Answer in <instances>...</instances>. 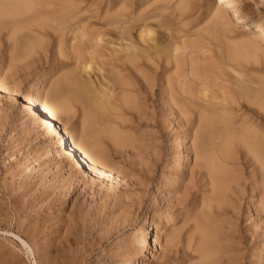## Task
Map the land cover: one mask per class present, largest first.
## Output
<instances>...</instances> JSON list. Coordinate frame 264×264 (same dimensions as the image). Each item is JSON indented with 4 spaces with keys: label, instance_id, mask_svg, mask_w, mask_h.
I'll return each mask as SVG.
<instances>
[{
    "label": "bare ground",
    "instance_id": "obj_1",
    "mask_svg": "<svg viewBox=\"0 0 264 264\" xmlns=\"http://www.w3.org/2000/svg\"><path fill=\"white\" fill-rule=\"evenodd\" d=\"M56 1L0 0V2H2L0 5V14H5L2 13V11H6L8 12L7 14L11 15H17L20 12L33 13L34 16L26 20L23 26L28 29L33 26L34 29L31 28L35 35L33 39H36L34 42L38 45L43 44L41 36L54 37L56 40L55 45H60L65 37V32L70 28V38L71 40L75 39L77 44L73 42L67 43L65 41L69 49L71 52H75V49L78 51L80 45L84 42V45H86L85 48H87L85 52L88 51L89 54V64L88 62L86 64V59L85 61L83 59L82 62L84 65L82 63L81 66L85 71L89 67L94 70V73L96 72V74H98V76H94V79L90 77V74L89 78L81 79L78 76L79 74L77 75L76 71H74L77 70L74 69L76 68L75 66L71 70L61 72L60 76L53 80L51 84L48 85L49 87L47 86L44 97L38 96L32 84H29L25 89L22 95L24 109L26 110L24 124L28 126V131H35L31 140L33 141L32 143L41 150V156L50 157L55 167H58L59 170L67 171V176L62 175L59 178L62 184L65 182L67 185L66 191L73 186V179H75L74 181L82 180V183L85 185L93 184L95 181L101 183L103 181L102 179H106L110 185L118 184L122 181L123 174L119 173L118 170L116 171L108 167V164H105V162H108L107 157L109 156L106 154L108 153V149L106 152L104 150L106 148L105 146H107L106 144H109L108 147L110 146L109 148L113 152H120V154L124 152L126 156L132 154L146 155V152H148L153 145L151 144V146L149 144L150 140L145 146L150 145L151 147L149 149H147L148 147L145 148V152L140 150L141 148L138 143H140L139 139L143 141V137H139V139L136 138L142 134L141 132L138 136L137 134L139 132L135 134L137 128H142V126L146 127L151 124L152 118L156 113L162 115L163 121L167 124L172 122V119H177L176 125L182 127L184 132L179 140L181 149L175 161L170 164L171 166L169 165L173 169L174 174L168 180V188L170 191H167H169V193L171 192L170 194H172V196H170L169 193L168 196H160L158 191L159 187L157 185L155 186L156 191L154 193V198L155 200L159 199L158 201L163 202L167 214L163 217L164 214L159 213L152 221H156L153 225L154 231L152 239L150 236H147L149 231H143L144 229L141 230L140 237L143 239L139 257L145 255L147 243L150 244L151 240L154 247L159 245L158 249H164V251L168 253L173 252L178 244L189 249L195 254L194 256L196 258L191 264H243V258L236 256V252L238 251L235 249L243 241L245 247L251 249V244L254 243H251V240L254 241L256 239V241H261L264 235V119H258L255 115V117L251 116L248 118L247 115L243 114L244 112L238 113L241 109H246L245 105L247 104L243 105L241 100H238L240 97L234 95L232 88L229 87L227 83V81L230 83L232 81L223 78L221 82L217 80L215 76L216 79L214 80V77L211 78L212 75L210 76L211 80H209V77L201 71L198 53H194L192 49L186 50L187 46L191 48V43H193L192 41L191 43H187L189 42L187 41L188 37L184 39L182 33V35H180L181 37H178L179 35L174 36L173 33L171 34L172 31H169V33L167 32L168 34L166 36H162V33L165 31L160 34L156 33L155 27L153 28L154 24L152 26L147 20L156 18L153 19V21L155 20L160 27H165L162 20L159 22L158 19L161 14L159 13V16V14L153 10L149 9V11H143L141 8L145 3L146 5L147 2L150 4L153 0H146L139 5H134V8H132L133 6L131 4L119 1L117 5L115 4V7L112 6L108 8H114L112 12L105 10L102 15L95 16L93 13H89V16L84 17L80 16V8L75 9V7H77L75 4L68 3L70 0H66L67 2L61 1L59 5H57L58 3ZM179 1L180 0H178V2ZM186 1H184V3ZM176 4L177 3H175V5ZM187 5L189 6V4ZM187 5L186 3L183 4L186 8ZM183 6H181V8H179L180 6L178 5L176 6L177 8L174 6L175 8L173 10H180ZM164 9L167 10V8ZM209 9L211 8H208V11H210ZM183 11L185 10L183 9ZM178 12L181 13V10ZM170 13L171 12H169V15ZM173 13L175 16V12ZM180 15L178 13V16ZM208 17L207 25L210 24L209 26H212L210 27L212 29H214L213 27L215 26L217 27L214 31L212 30L213 32H216L215 30L218 29L219 31L217 32L221 31L226 33L228 31L227 33H232L234 28H238L235 26L237 23L247 27V32L244 36L237 37L239 38L237 40L233 37L234 41H231L232 44L230 42L227 43L225 40L227 43L226 49L227 47H231V49H225L226 52L224 51L225 55L228 51L227 58H225L227 62L223 63L222 61H224V59L221 60L225 69V64H232L233 66H229L232 69L234 66L239 67L237 64L241 61H251L255 63V65L260 64L264 67L263 22L247 19L232 0L214 1V5ZM93 18L101 20L102 23L100 25L103 26V28L99 27L97 23H93L95 21H93ZM135 24V34L133 35L132 26H135ZM11 28L14 31L19 28V24L12 25ZM106 32L109 34L113 33L114 39L112 40L111 37L107 38L109 34H106ZM104 35L106 36L104 38L106 40H103ZM218 39L220 40V38ZM103 41L106 45L107 43L112 44V46L109 45L110 48L107 52L103 51L106 47H102L103 43L101 42ZM220 44H222V42ZM2 54L0 56V73L6 74L7 78H12L13 75L11 70L13 68L10 67H13L11 64H15L13 61L18 60L16 48L8 53L7 60H10L7 63L6 58L3 57ZM219 61H217V63H219ZM95 62L96 65L94 66L93 64ZM78 63H80L79 60ZM169 64L170 66H168ZM5 65L9 67L7 68L6 66L7 72H5ZM219 65L216 64L217 71L223 74V67L220 63ZM235 67L233 70H235ZM262 69L264 70V68ZM92 70L90 71L92 72ZM82 74L86 75L85 73ZM238 74L242 77V73ZM234 75L236 76V74ZM2 76L3 75L0 76V94H4L6 98H14L15 93L12 85H7L4 80L6 79L4 78L5 76ZM224 76H227V74H224ZM218 77V79H221L220 76ZM239 80H236L238 83L235 81L237 84L236 86H239V89L243 91L244 88L246 89L245 84H241V82L239 84ZM235 82L232 83L235 84ZM262 82H264V80ZM12 84L14 86V82H12ZM256 96L264 98V87L262 90L258 91ZM246 100L247 99H245V101ZM260 106H258L259 109ZM261 109L258 110V112L261 111ZM75 112L77 113L75 114ZM74 115H77L81 119L80 122L84 125L89 123L88 125L90 127L88 129V126H86L85 130L88 129L89 131L87 130V132H85L84 125H80L82 129H80L75 139H73V135L75 134V130H77L75 129L76 127L74 128L71 125L67 132H65L59 126L61 120L64 123H68L73 120L72 117ZM170 116H172L171 120ZM148 119L150 121H148ZM35 124H37V129H35ZM189 129L194 131V137L191 141ZM135 138L138 139V143H134L136 140ZM104 139L106 140L105 142L103 141ZM103 142L107 143L104 144ZM135 142H137V140ZM142 146L143 145H141V147ZM56 147L59 148L55 149ZM189 148L192 149L194 165L189 169L190 171L187 169L190 174L188 181L192 182L191 179L195 177L193 174L196 172L195 175L198 174L199 179L203 178L202 180L204 181L201 190L195 186L196 184L193 185L191 182L190 185H185V181L183 183L185 186H180L181 182H177L179 175L183 171V162L185 156L188 155L187 149ZM53 150L58 152V158L54 157ZM39 157L40 155L36 154L34 159L27 163L25 171L27 169L33 170L36 168L35 164L32 162L38 160ZM238 158H244L242 159L245 160L243 161V165L245 163L247 164L250 191L252 192L249 198L250 202L254 193L253 190H257L259 197L254 199V202H256L255 213L257 217V211H261V214L256 218V223L262 222V224L258 225L253 224V222L247 220L251 215H247L246 223H248V225L244 227L245 229L243 231L239 230L237 226V222L242 216L243 206L238 202L241 191L236 188L238 186L234 181L238 179L236 176L240 173L237 174L239 168L236 170V167L235 169L233 167L235 162L231 164V160L235 161ZM27 159L28 158H26V160ZM168 164L169 162L166 160L160 172H165ZM78 166H84L82 168L83 170ZM85 170H88V173L91 174L90 177H88L89 179L86 178L87 175L85 176ZM73 176H75V178H73ZM164 176L165 175H162L163 178ZM231 183H235V187H232L230 185ZM59 184L55 187L58 188ZM197 193L199 195H197ZM242 193H244L243 190ZM136 197L138 196L136 195ZM138 199L136 198L135 201L139 203ZM131 201L132 197L130 202ZM125 203L128 204L127 200ZM176 205L179 208H184L180 211V214H182L181 224H179V226L174 224L167 225L169 213ZM247 205H249L248 202ZM126 206L129 208L131 204L125 205V207ZM123 207H121L123 210V221H127L128 218L132 217V214L128 209L124 211ZM246 212L248 214L249 209ZM145 220H149V216H146ZM162 226L165 227L163 231L160 230ZM151 230L152 229H150V231ZM48 232L52 233L50 231ZM160 234L163 238L162 244H159L158 241ZM14 235L26 245V252L32 253V247L29 242L27 243L16 233H14ZM234 251L236 252L233 253ZM254 256H256L257 264H264L263 244L261 245V243H258L255 245L252 252V257ZM4 258L6 259V255ZM250 259L251 255L248 259H245L244 262L249 264ZM138 264L141 263L139 262Z\"/></svg>",
    "mask_w": 264,
    "mask_h": 264
},
{
    "label": "rangeland",
    "instance_id": "obj_2",
    "mask_svg": "<svg viewBox=\"0 0 264 264\" xmlns=\"http://www.w3.org/2000/svg\"><path fill=\"white\" fill-rule=\"evenodd\" d=\"M61 1L66 0L56 1L58 3L57 5H59ZM119 1H124V3L131 4L133 6L132 8H134V5H139L146 0H70L68 1V3L70 2L71 4H75L77 6L75 7V9L80 8V16L84 17L89 16V13H93L95 16L102 15L105 10H109V12H112L114 11L112 10L114 8H110L111 10L108 8L112 6L115 7V4L117 5ZM184 1L180 0L179 3L178 0H153L154 4L153 2H150V4H148L147 2L148 6L145 3L146 6H141V8L143 11H149L150 9L158 14H161L162 17L159 14L160 17H158V19L159 22L162 20L165 27L162 25V27H160V25H158L155 20L153 21V19L156 18L147 20L148 23L152 26L154 24L153 28L155 27L156 33L160 34L165 31L166 33L164 32L165 34L162 33L163 35H161L166 36L169 31H172L171 34L173 33L174 36L179 35L178 37H181L180 35L183 34L184 39L185 37H188L187 41L189 42L187 43H191V41L193 42L191 43L192 47L190 48V46H187L186 50L192 49L194 53H198L200 59L199 62L201 63V71L203 74L209 77V80H211V78H213L214 76L221 82L223 78H226V80L230 79L229 81H232L233 83L236 80L240 79L239 84L240 82L241 84H245L246 89L244 88V90L246 91H242V89H239V86H236V82L238 83V81H236L235 84L227 81L229 87L232 88L234 95L240 97L238 98V100L240 99L243 105L247 104L245 105L247 110L244 108L243 110L241 109L238 113L244 112L243 114L247 115L248 118L251 116H257L258 119H264V98H259L258 96H256L258 94V91L262 90V88L264 87V82H262L264 80V70L262 68L264 67L260 64L255 65V63H252L251 61H241L239 64H237L239 67L234 66L235 70H233L234 67H232V69L231 67H229L233 66L232 64H225L226 69L223 66V63L227 62V59H225L227 58L226 56L228 54L227 51V54L225 55V49L227 46L226 44L229 42L232 44L231 41H234L233 37L237 40L239 39L237 37H241L242 35L244 36L247 32V27L241 25L240 23H237L235 26L236 28H238H234V30L232 31L233 34L230 32L227 33L228 31L226 33L221 31L217 32L219 31L218 29L215 30L216 32H213L217 27H213L214 29L210 28L212 26H209L210 24L207 25V17L209 16L214 5V1L216 0H187L185 2L186 5L189 4V6L187 5V8L183 6V4H185ZM232 1L237 7H239L242 14L247 19L261 21L264 24V0ZM1 3L2 2H0V5ZM175 3L177 4L175 5ZM177 5L180 6L179 8L183 6V8L180 9L181 13L178 12L180 10H173ZM150 6L153 7L151 8ZM164 8H167L168 11ZM208 8H211L209 9L210 11H208ZM183 9L185 11H183ZM169 12H171L170 15ZM173 12H175V16ZM2 13H5L7 16L5 14H0V56L3 53L2 55L6 58L7 63L10 60H7L8 53H10L12 49L16 48L18 60L13 61L16 65L13 63L14 65L11 64L13 67H10L13 68L11 70L13 75L11 76L13 79L7 78L6 74L5 76L3 73H0L1 75H3L2 77L5 76L4 78L6 79L4 80L6 81L7 85H12L13 91L15 93L14 98H6L4 94H0V264H138L139 262L141 264L193 263L196 260L194 256L195 254L189 249L182 247V245L178 244L177 248L173 252L168 253L164 251V249H158L159 245L157 247H154L151 243V240L150 244L147 243L145 255L139 257L143 239L140 237L141 230L144 229L143 231H149L147 236H150V238L152 239L154 231L153 225L156 223V221H152L159 213H163V217L165 216V214H167L163 202L158 201L159 199L155 200L154 193L156 191V185L159 187L158 191L160 196H168L171 193H169L170 190L168 188V180L170 179V177H172L174 171L170 167V164L175 161V158L181 149L179 140L184 132V129L182 127H178V125H176L177 119H172V116H170V120L172 119V122H169V124H167L163 121V116L159 113H156V115L152 118L151 124L147 125L146 127L142 126V128H137V130L135 129V134L139 132L137 136L140 134V132L142 133L138 137H135L138 139L139 137H143V141H140L139 139V142L144 144L138 143V139L136 138L135 139L137 140V142H135L136 140L134 141V143L139 144L141 148H139L140 150L145 152V148L148 147L147 149H149L153 145V147L149 149L150 152L149 150L148 152H146V155L132 154L130 156H126L124 152H121V154L120 152H113L109 148L110 146L108 147L109 144L107 142V144L104 143L106 141L104 139L103 143L107 145L105 146L106 148L104 150L106 152L108 149V153L106 154L109 155H107L108 162H105L107 160H105L104 162L106 165L108 164V167L115 169L116 171L118 170L119 173L123 174L122 181L118 184L110 185L106 181V179H102L103 183L95 181L93 184L85 185L82 183V180L74 181L75 179H73V186H71L70 189L66 191L67 185L65 184V182L62 184L59 178L62 175L67 176V171L59 170L58 167H55L50 157L41 156V150L32 143L33 141L31 140V138L34 135L35 131H28V126L24 124V116L26 110L24 109V100L22 99V95L28 85L32 84L33 89L37 91L38 96L44 97L45 89L47 88V86L50 85L51 82L57 77H59L61 72L71 70L75 66L76 68L74 69H77L79 71L74 69L73 70L76 71L77 75L79 74L78 76L81 79L89 78V74L90 77L94 79V76H98V74H96V72L94 73V70L90 69L89 67L87 68L86 72L81 66L83 63V59L84 61L86 59L85 63L87 64L88 62L89 64V54L88 51L85 52L87 48H85L86 45H84V42L80 45L78 51L75 49V52L72 51V53L69 49L67 45L68 42L77 44V41L75 39L71 40L70 38V28H68V30L65 32L66 35L64 34L65 37L60 45L56 46V40L51 36H41L43 44L38 45L36 42H34L36 39H33L35 36L33 33V26L30 27V29L23 26V23L26 22V20L31 19L34 16L33 13L20 12L17 15L7 14L8 12L6 11H2ZM178 13L179 15H181L178 16ZM96 18H93V21H96H94L93 23H97L99 27L103 28V26L100 25L102 21ZM18 24L19 28L13 31L11 28L12 25ZM135 27L136 24L135 26H132L133 35L135 34ZM185 33H187L188 35ZM106 34L109 33L106 32ZM212 34H214L215 36ZM113 35V33L109 34L107 38L111 37L113 40ZM226 35H229L230 37ZM105 37L106 36L104 35L103 40H106L104 39ZM218 38H220V40ZM230 38L233 40H231ZM207 39L209 40V42ZM225 40L227 41V43ZM221 42L222 44H220ZM101 43H103V48L105 46L107 47L103 49V51L106 52L108 51L110 46H112V44L110 43H107V45L106 43L104 44V41ZM228 48L231 49V47H227V49ZM205 49L207 50V52ZM216 57L218 60L216 59ZM215 59L217 61L220 60L219 63L223 67V74H220L217 71L218 69L216 67V64L219 65V63H217ZM223 59L224 61H222L223 63H221V60ZM78 60L80 63H78ZM93 65L95 66L96 62ZM6 66L7 65H5V70L9 68L8 66L6 68ZM168 66H170V64ZM90 70H92V72ZM5 72H7V70ZM82 73H85L86 75ZM91 73L93 74V76ZM238 73H242L243 78ZM224 74H227V76H224ZM234 74H236V76ZM211 75L212 77L210 78ZM218 76H220L221 79H218ZM215 77L213 78L214 80L216 79ZM12 82H14V86ZM245 99L247 100L245 101ZM260 105L262 106V109ZM258 106H260L263 114L261 113V111L258 112V110H260ZM76 113L77 112H75V114ZM72 119L73 120L69 121L68 123H64L61 120L59 126L65 132H67L71 125L74 128L76 127L75 129L77 130H75V134L73 135V139H75L78 135V132H80V129H82L80 125H82L83 123L80 122L81 119L77 115H74ZM148 121L150 120L148 119ZM88 124H83L85 132H87V130L90 128ZM34 126L35 129L38 128L37 124H35ZM86 126H88L87 130H85ZM189 131L188 132L190 133L189 135H191V141L194 137V131L192 129H189ZM148 141H150V145L152 144L151 146H145L146 144H148ZM141 145H143L144 147H141ZM57 148L59 147H56L55 149ZM187 150L188 155L185 156L183 162V171L179 175L177 182H181L180 186H183V183L185 181V185H190L191 183L193 185L196 184L195 186L198 187L199 190H201L204 181L202 180L203 178L199 179L198 174L195 175L196 172H194L193 174L195 177L191 179L192 182L188 181L190 175L189 169L193 167L192 165L194 164L192 149L189 148ZM53 153L54 157L58 158V152L56 150H53ZM36 154L40 155L38 160L32 162L35 164L36 168H34L33 170L27 169L25 171L27 163L34 159ZM109 157H111L112 159ZM26 158L28 159L26 160ZM242 159L238 158L235 161L231 160V164L232 162H235L236 166H232L234 167V169L236 167V170L239 168L237 170V174L240 173L236 176L238 177V179L234 181L238 186L236 188L241 191L238 202H240V205L243 206L241 213L242 216L241 219L237 222V226L239 230L243 231L245 229L244 227L248 225V223H246V217H248L249 215L251 216L247 218V220L253 222V224L258 225L262 224V222L256 223V218H258L261 214V211H257V217L255 213L256 202H254V199H257L259 197L257 194V190H253L254 193L252 196V200L251 202L249 201L250 195H252V192L250 191L248 174L249 172L247 164L245 163L243 165V161L245 160ZM166 160H168L169 162L167 167L168 169L166 168L165 172H160L161 167ZM78 167L83 170L82 168L84 166ZM86 175V178L90 177L91 175L90 173H88V170H85V176ZM162 175H165L164 178L162 177ZM73 178H75V176H73ZM235 183H231L230 185L232 187H235ZM58 184L59 187H55L58 186ZM51 187L54 189H52ZM242 190L244 193H242ZM136 195L138 197H136ZM197 195L199 194L197 193ZM18 196H20L21 198ZM170 196H172V194H170ZM131 197L132 201L130 202ZM136 198H140L138 199L139 203L135 201ZM126 200L128 204L125 203ZM247 202L249 205H247ZM124 204H131V207L129 206L130 209L127 206L125 207ZM121 207L124 208V211H127V209L131 211L132 217L128 218L127 221H123V210ZM186 207L189 208L188 206ZM181 209L184 208H179L177 207V205L174 206L173 210L169 213L170 215L168 217L169 221L167 222V225L174 224L179 226V224H181ZM248 209L249 213L247 214L246 211ZM146 216H149V220H145ZM164 228L165 227L162 226L160 230L163 231ZM150 229L152 230L150 231ZM48 231L52 233H49ZM14 233L18 234L19 237L24 239L27 243L29 242L30 246L32 247V253L26 252V245H24L21 240L14 235ZM41 234L45 235L43 236ZM158 241L159 244H162L163 238L161 234L158 238ZM251 243H253L251 244V249H247L243 241L238 246L239 248L237 247L235 249L238 252H233H236V256H238L239 258H243V264H246V262L244 261L245 259H248L250 255L251 259L249 261V264H257L256 256L252 257V252L256 244L261 243V245H264V235L263 240L256 241L255 239L254 241L251 240ZM5 255L6 259L4 258Z\"/></svg>",
    "mask_w": 264,
    "mask_h": 264
}]
</instances>
